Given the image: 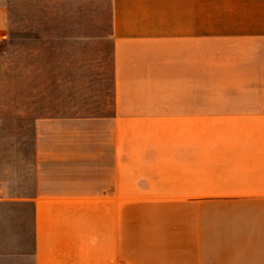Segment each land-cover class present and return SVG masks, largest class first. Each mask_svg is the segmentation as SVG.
Listing matches in <instances>:
<instances>
[{
  "label": "crops",
  "instance_id": "1",
  "mask_svg": "<svg viewBox=\"0 0 264 264\" xmlns=\"http://www.w3.org/2000/svg\"><path fill=\"white\" fill-rule=\"evenodd\" d=\"M0 39V264H117L166 139L172 264H264V0H0Z\"/></svg>",
  "mask_w": 264,
  "mask_h": 264
},
{
  "label": "rangeland",
  "instance_id": "2",
  "mask_svg": "<svg viewBox=\"0 0 264 264\" xmlns=\"http://www.w3.org/2000/svg\"><path fill=\"white\" fill-rule=\"evenodd\" d=\"M19 46L28 45H15L16 50ZM0 48L11 51L14 45ZM100 51L108 55L109 45H100ZM168 131H171V125H166ZM165 148L164 164H157L151 157L145 163L147 157L141 154L142 150L134 149L132 171L127 173L130 178H118L117 264L173 263L171 139H166ZM123 166L128 167V161Z\"/></svg>",
  "mask_w": 264,
  "mask_h": 264
},
{
  "label": "built area",
  "instance_id": "3",
  "mask_svg": "<svg viewBox=\"0 0 264 264\" xmlns=\"http://www.w3.org/2000/svg\"><path fill=\"white\" fill-rule=\"evenodd\" d=\"M2 45V40L0 39V46Z\"/></svg>",
  "mask_w": 264,
  "mask_h": 264
}]
</instances>
